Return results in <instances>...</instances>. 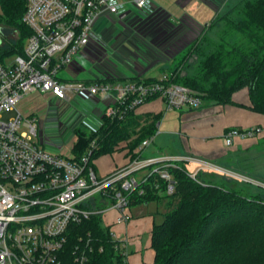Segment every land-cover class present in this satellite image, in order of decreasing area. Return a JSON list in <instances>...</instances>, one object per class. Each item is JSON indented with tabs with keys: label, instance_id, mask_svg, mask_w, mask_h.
I'll list each match as a JSON object with an SVG mask.
<instances>
[{
	"label": "built area",
	"instance_id": "2783aa9c",
	"mask_svg": "<svg viewBox=\"0 0 264 264\" xmlns=\"http://www.w3.org/2000/svg\"><path fill=\"white\" fill-rule=\"evenodd\" d=\"M158 10L155 0H26L22 23L29 36L15 37V29L8 37L0 33V264H87L93 251L89 236L77 233L70 245L77 227L95 215L109 227L105 218L110 211L118 213L117 223L129 222L131 194L154 174L167 184L166 194H174L177 183L169 169H179L180 163L195 166V171H189L194 180L201 173H224L264 187L201 158H144L154 138L144 141L130 162L99 177L89 166L95 141L80 159L50 153L44 149L47 132L37 119L23 117L19 111L28 95L49 93L50 106L61 115L59 125L65 133L91 122L88 118L97 108L82 107L80 100L86 98L104 106L94 131L105 119L124 120L137 113L151 98L162 100L168 111L200 109L199 94L172 82L168 74L156 81L101 75L88 82L63 78L64 70L72 69L92 46L102 44V23L146 19ZM21 42L26 43L16 51ZM22 128L28 131L21 132ZM237 139L262 140L264 126L233 128L223 136L229 148ZM113 237L128 257L126 242L114 233Z\"/></svg>",
	"mask_w": 264,
	"mask_h": 264
},
{
	"label": "trees",
	"instance_id": "16d2710c",
	"mask_svg": "<svg viewBox=\"0 0 264 264\" xmlns=\"http://www.w3.org/2000/svg\"><path fill=\"white\" fill-rule=\"evenodd\" d=\"M0 5L5 15L0 16V27L17 29L28 37L30 32L22 23L26 0H0ZM233 12L237 18L227 22L220 41L211 43L207 29L198 43L188 47L185 58L196 54L202 42L210 44L199 55L195 73L169 77L197 92L202 107L232 104L236 92L248 89L250 109L264 115V0H242ZM162 117L132 112L124 120L105 119L95 132L79 133L74 156L82 158L95 141L97 148L89 163L95 169L93 161L114 154L126 142L134 159L138 147L155 137ZM179 165V169H169L177 183L174 194H166L167 184L155 174L131 194L132 206L166 201L164 220L152 231L154 264H264V187L258 186L260 192L246 196L206 181L203 176L207 173L194 180L186 164ZM76 230L70 245L78 233L89 236L93 248L87 264H127L124 249L101 216L84 221Z\"/></svg>",
	"mask_w": 264,
	"mask_h": 264
},
{
	"label": "rangeland",
	"instance_id": "374dc122",
	"mask_svg": "<svg viewBox=\"0 0 264 264\" xmlns=\"http://www.w3.org/2000/svg\"><path fill=\"white\" fill-rule=\"evenodd\" d=\"M155 1L165 8L172 9L173 13L177 12L180 16L184 13L181 6L177 3V0ZM186 1L181 0L182 4H185ZM208 1L213 3L217 9L221 8L227 2V0ZM234 8L228 13L216 14L214 18L211 17L209 21H203V23H198L189 16L183 18V21L176 22L174 19L167 18L166 15L160 12L146 19L123 18L104 22L99 26V30L103 33L102 44L92 46L85 56L76 61L72 69L64 70V72L70 71L71 74H75L77 77L81 75H93L98 78L101 75L107 79L116 80L143 75L146 71L154 68L167 71L170 76L180 75L181 77H185L193 75L200 61L199 55L205 49H208L210 44L202 42L199 49H196V54L185 58L184 56H186L188 47L194 42L198 43L207 29H210L207 35L211 43L220 41L227 22L237 18V12L230 13ZM0 16L5 17L1 5ZM15 30L18 32L15 37L22 34L19 30ZM17 54L14 53L13 56ZM154 74L158 75L159 73L155 71ZM51 99L52 95L49 93L42 94L38 92L36 94H30L23 99L18 109L23 114V117L37 119L39 125L47 132V136L43 134L46 137L44 141V149L46 151L71 158L74 155L73 149L78 140L79 133L82 131L88 134L95 132V126L100 125L96 123V120L100 121L102 118L103 107L98 105V102L94 99L86 98L80 100L82 107H88L93 111L97 108L95 114L91 112V116L88 118V120L92 119V121L89 125H79L75 129L64 133L59 125L61 115H58L57 110L50 106ZM179 115L180 112L170 114L164 120L163 125L159 127L154 137L155 143H152L144 152V158L153 156V154H158L159 152L168 156L174 153L176 145L172 144L171 136L167 132L171 127L175 130L177 129V118H179ZM67 116L64 114L62 120L66 121ZM25 131L28 130L26 128L21 129V132ZM34 140L39 144L41 143V139L38 137H34ZM126 147V142L121 143L118 151L115 153L119 154L123 152L127 149ZM117 156L109 155L101 157L99 161L95 160L92 162L99 177H101L102 172L113 163ZM132 159L133 157H131L130 161ZM245 165V170L241 173L255 179L254 181L256 182L259 180L261 184L260 181H264V143L259 142L256 148L248 152ZM187 168L190 172L195 171V166L189 165ZM234 177H226L220 173H207L203 176V179L220 185L224 184L228 189L240 192L246 196L261 191L260 187L255 183L246 182L239 177ZM163 203L166 205V201ZM155 207L156 204L152 203L151 209ZM162 210H164V207ZM119 230L120 228L116 229V231Z\"/></svg>",
	"mask_w": 264,
	"mask_h": 264
},
{
	"label": "crops",
	"instance_id": "0c3cea01",
	"mask_svg": "<svg viewBox=\"0 0 264 264\" xmlns=\"http://www.w3.org/2000/svg\"><path fill=\"white\" fill-rule=\"evenodd\" d=\"M241 1L242 0H227L225 5L217 9L215 5L208 0H187L185 4H182L181 0H177V3L184 11L182 16L178 15L177 12L173 13L172 9L165 8L156 1L155 3L158 6V12L166 15L167 18L174 19L176 22L183 21V18L189 16L198 23H203V21H209L211 17L214 18L216 14L228 13ZM155 71L159 74H154ZM164 74H168V72L154 68L146 71L143 75L132 77L140 79H158ZM63 78L65 80L88 82L96 77L93 75H81L77 77L75 74H71V72L68 71L63 72ZM100 106L104 109L103 105ZM250 106L251 100L249 90L243 89L233 95V103L228 105L212 104L197 110L182 109L171 112L167 110L162 100L156 99L140 107L137 114L163 115L161 121L157 125L159 129L170 114L180 112L179 118H177V129L175 130L171 127L167 132L169 136H171L172 144L176 145L173 153L175 155L170 154L171 157L185 158L190 156L201 158L213 162L221 168L234 172L239 176H245L251 180H255L241 172L245 170V160L248 152L256 148L260 141L237 139L235 144L230 148L225 146L223 141V136L229 129H247L255 126H264V115L255 113L250 109ZM153 143H155V139H153ZM112 155L120 156H117L113 163L102 172L101 177L107 176L116 168L127 164L133 156V154L129 153V149H125L119 154L114 153ZM159 156L168 155H163L159 152L150 157ZM99 159L97 160L99 161ZM220 174L223 176L226 175L224 173ZM153 203L156 204L154 209H151L152 203L132 206L129 211L132 219L127 223L119 224L116 222L118 217L116 211H110L107 214L108 217L105 218V224L111 227V231H113L119 240L127 244V264H154L155 252L151 247L152 231L155 224H161L163 222V214L166 212V205L164 203ZM163 207L164 210L161 211ZM117 228H120V230L116 231Z\"/></svg>",
	"mask_w": 264,
	"mask_h": 264
},
{
	"label": "water",
	"instance_id": "95a60500",
	"mask_svg": "<svg viewBox=\"0 0 264 264\" xmlns=\"http://www.w3.org/2000/svg\"><path fill=\"white\" fill-rule=\"evenodd\" d=\"M13 32H14V30L11 29V28H7V27H1V28H0V33H1L3 36H5V37H8V36L12 35Z\"/></svg>",
	"mask_w": 264,
	"mask_h": 264
}]
</instances>
